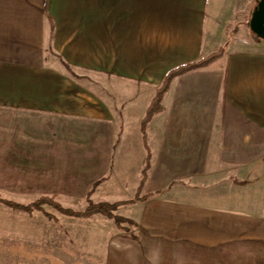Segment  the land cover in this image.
Wrapping results in <instances>:
<instances>
[{
	"label": "crops",
	"instance_id": "obj_1",
	"mask_svg": "<svg viewBox=\"0 0 264 264\" xmlns=\"http://www.w3.org/2000/svg\"><path fill=\"white\" fill-rule=\"evenodd\" d=\"M259 1L0 0L1 164L13 154L94 202L135 197L165 74L224 48L171 81L146 126L149 197L115 210L136 229L115 228L103 264H264Z\"/></svg>",
	"mask_w": 264,
	"mask_h": 264
},
{
	"label": "rangeland",
	"instance_id": "obj_2",
	"mask_svg": "<svg viewBox=\"0 0 264 264\" xmlns=\"http://www.w3.org/2000/svg\"><path fill=\"white\" fill-rule=\"evenodd\" d=\"M19 166L13 154L5 155L4 164L0 161L1 198L27 205L48 196L64 199L58 203L74 211H83L90 202L100 203L89 195L65 194L68 189L46 177L51 172L20 171ZM162 175L165 178L169 173L161 172ZM46 191L62 193L46 195ZM127 210L122 208L117 214L124 216ZM129 220L132 223H124L125 230H120L102 215L76 218L46 205L41 210L24 212L11 210L0 202V264H103L109 250L113 252L115 228L119 237L116 241L121 242H125L121 236L128 237L135 231V222Z\"/></svg>",
	"mask_w": 264,
	"mask_h": 264
},
{
	"label": "trees",
	"instance_id": "obj_3",
	"mask_svg": "<svg viewBox=\"0 0 264 264\" xmlns=\"http://www.w3.org/2000/svg\"><path fill=\"white\" fill-rule=\"evenodd\" d=\"M224 53V48L218 49L216 52L209 54L206 57H203L197 61H193L190 63L182 64L179 65L171 70H169L162 81L161 86L156 90V93L151 100L144 118L141 121V134H142V140L143 144L147 150V158H146V166L143 170V176L140 181L137 193L133 199L127 200V201H122V202H114V203H109V202H100V203H93L90 202L88 206L83 210V211H74L71 209H66L62 207L53 197H40L39 199L35 200L32 203H29L27 205L21 204V203H16L13 201H9L6 199H3L0 197V202L5 204L8 208L11 210H19V211H24V212H30L34 209L36 210H41L42 206L46 205L49 207H52L59 211L62 214L71 216V217H76V218H89L94 215H102L106 218L111 219L115 226L120 229V230H125L123 227L124 223H132L129 219L115 215L114 211L121 205H127L134 203L136 201H145L149 196H143L141 195V189L144 184V181L146 179V171L149 167V148L147 145V133H146V126L147 124L151 121L153 116L161 111H163V105H162V99L164 94L167 92L169 85L171 81L177 77L180 76L186 72L192 71L194 69H198L201 67H205L212 62L216 61L219 59ZM135 237L134 235H131Z\"/></svg>",
	"mask_w": 264,
	"mask_h": 264
},
{
	"label": "water",
	"instance_id": "obj_4",
	"mask_svg": "<svg viewBox=\"0 0 264 264\" xmlns=\"http://www.w3.org/2000/svg\"><path fill=\"white\" fill-rule=\"evenodd\" d=\"M250 30L264 38V0H260L249 22Z\"/></svg>",
	"mask_w": 264,
	"mask_h": 264
}]
</instances>
